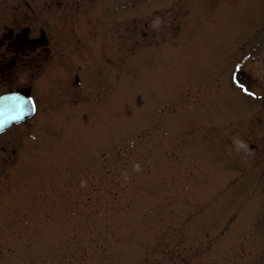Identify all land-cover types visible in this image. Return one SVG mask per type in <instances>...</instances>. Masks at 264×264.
<instances>
[{"label": "rangeland", "instance_id": "1", "mask_svg": "<svg viewBox=\"0 0 264 264\" xmlns=\"http://www.w3.org/2000/svg\"><path fill=\"white\" fill-rule=\"evenodd\" d=\"M130 2L75 14L66 36L117 37L98 103L57 110L49 68L42 120L0 136V264H262L264 0Z\"/></svg>", "mask_w": 264, "mask_h": 264}, {"label": "flooded vegetation", "instance_id": "2", "mask_svg": "<svg viewBox=\"0 0 264 264\" xmlns=\"http://www.w3.org/2000/svg\"><path fill=\"white\" fill-rule=\"evenodd\" d=\"M98 0H0V88L4 92L14 78L24 73L35 77L51 61L64 60L69 65L70 53L64 52L62 31L70 24L73 11H85ZM72 88H79L74 74ZM30 95L37 102L35 88ZM3 92V93H4Z\"/></svg>", "mask_w": 264, "mask_h": 264}, {"label": "clouds", "instance_id": "3", "mask_svg": "<svg viewBox=\"0 0 264 264\" xmlns=\"http://www.w3.org/2000/svg\"><path fill=\"white\" fill-rule=\"evenodd\" d=\"M159 23H160V21H159V20H156L155 23H154V27H155V26H158ZM234 144H235V147H236L237 151L240 150V149H242V150L245 151V152H248V151H249L247 144L244 143V142L241 141V140H236V141L234 142Z\"/></svg>", "mask_w": 264, "mask_h": 264}, {"label": "water", "instance_id": "4", "mask_svg": "<svg viewBox=\"0 0 264 264\" xmlns=\"http://www.w3.org/2000/svg\"><path fill=\"white\" fill-rule=\"evenodd\" d=\"M4 114H5V115H3V116H6V115H11L10 113H6V112H4Z\"/></svg>", "mask_w": 264, "mask_h": 264}, {"label": "snow or ice", "instance_id": "5", "mask_svg": "<svg viewBox=\"0 0 264 264\" xmlns=\"http://www.w3.org/2000/svg\"><path fill=\"white\" fill-rule=\"evenodd\" d=\"M13 99H18V98L14 97Z\"/></svg>", "mask_w": 264, "mask_h": 264}]
</instances>
